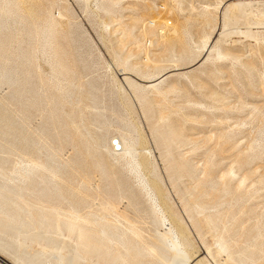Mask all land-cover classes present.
I'll use <instances>...</instances> for the list:
<instances>
[{"label": "rangeland", "instance_id": "374dc122", "mask_svg": "<svg viewBox=\"0 0 264 264\" xmlns=\"http://www.w3.org/2000/svg\"><path fill=\"white\" fill-rule=\"evenodd\" d=\"M0 191L11 264H264V0H0Z\"/></svg>", "mask_w": 264, "mask_h": 264}, {"label": "bare ground", "instance_id": "6f19581e", "mask_svg": "<svg viewBox=\"0 0 264 264\" xmlns=\"http://www.w3.org/2000/svg\"><path fill=\"white\" fill-rule=\"evenodd\" d=\"M33 18V17H32ZM165 22V21H164ZM51 29V28H50ZM172 34L173 35H177V30L176 29H174L173 30V32H172ZM165 38V37H164ZM170 39V38H169ZM178 41H180V40H178ZM209 50V49H208ZM150 61V60H149ZM138 72V71H137ZM173 136V135H172ZM113 141V147H114V150L115 151H119L120 150V147L123 149V151H125L126 153H129V152H132V149L129 147V145H128V143L126 142V141H124L123 139H120V140H112ZM159 190V189H158ZM160 191V190H159ZM0 194L3 196V197H5L6 195H5V192H3V191H0ZM152 195V194H151ZM45 197V196H44ZM7 200H8V197H7ZM156 201V200H155ZM2 201L0 200V203H1ZM160 202V201H159ZM9 203V202H8ZM24 203V202H23ZM7 204V203H6ZM16 204V203H15ZM162 206V205H161ZM29 207L27 206V205H19V216H20V214L22 213V212H25V214H23L24 215V218H22V221L24 222V223H31L32 221H33V219L30 217V214L28 213L29 211V209H28ZM11 209V208H10ZM12 211H13V208H12ZM16 211V210H15ZM28 211V212H27ZM38 212V211H37ZM55 212H57V211H55ZM35 213V212H34ZM40 213H41V209H40ZM39 213V214H40ZM42 214H43V212H42ZM41 214V215H42ZM47 215V214H46ZM162 215V214H161ZM18 215H16V214H13L12 215V217H11V219L12 220H18V217H19ZM36 216L38 217V216H40V215H37L36 214ZM35 217V216H34ZM44 218H47L46 216H44L43 217V221H44ZM72 218V217H71ZM2 219V218H1ZM39 219H41V217L39 218ZM8 220V219H7ZM42 220V219H41ZM41 220H39V221H41ZM71 220V219H70ZM69 220V221H70ZM22 221H21V223H22ZM69 221H67L68 222V225H67V227L70 229V230H74L75 231V229H76V227L70 222L69 223ZM76 221V220H75ZM74 221V222H75ZM12 222V221H11ZM14 222V221H13ZM19 222V221H18ZM35 222V221H34ZM73 222V223H74ZM48 223H50V222H48ZM47 223V224H48ZM77 223V221L75 222V224ZM44 224V223H43ZM40 225L38 224V230H39V227ZM177 226V225H176ZM22 227H23V223H22ZM49 227V226H48ZM170 229V228H169ZM77 231H78V234L80 235H78L79 237H81V239H82V244H84V246H86V247H89V246H93V243H92V238H93V235H92V232L91 233H89V232H87V230L85 231L84 230V227L82 228V227H80V228H78L77 229ZM93 231V230H92ZM174 231V230H173ZM183 233V232H182ZM184 234V233H183ZM121 237V236H120ZM176 237V236H175ZM184 237V236H183ZM98 239H99V237H97ZM124 243V242H123ZM106 244H107V242H106ZM162 244H163V242H162ZM165 244V243H164ZM167 244H169V243H167ZM95 246V245H94ZM164 246H166V245H164ZM163 246V247H164ZM180 246V244H178V243H176L175 241H172L171 242V247H173L174 248V254L172 255V257L170 258V260L168 261V264H181V262H183L184 261V258H183V255H182V251H181V248L179 247ZM108 248V247H107ZM165 248V247H164ZM169 249H170V247H168ZM103 249V248H102ZM101 249V250H102ZM129 249V248H128ZM134 250V249H133ZM151 250V249H150ZM100 252V251H99ZM102 253V252H101ZM78 254V253H77ZM114 254V253H113ZM134 254H136V252L134 253ZM152 255V254H151ZM162 255V254H161ZM74 256H76V255H74ZM120 256V255H119ZM141 256V255H140ZM139 255H138V257H137V260H136V262H137V264H142V259H141V257H140ZM144 256V255H143ZM166 256V255H165ZM55 257V256H54ZM77 257V256H76ZM146 257V256H145ZM133 259V260H134ZM0 261H2L4 264H11V263H9L8 261H4L1 257H0ZM187 261V260H186ZM133 263V262H132ZM187 263V262H186ZM202 263V262H201ZM133 264H135V263H133ZM143 264H144V262H143Z\"/></svg>", "mask_w": 264, "mask_h": 264}]
</instances>
